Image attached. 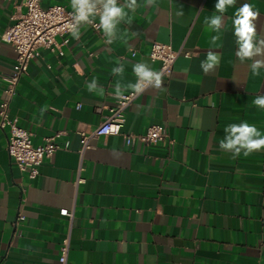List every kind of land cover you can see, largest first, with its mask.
<instances>
[{
    "label": "crops",
    "instance_id": "obj_1",
    "mask_svg": "<svg viewBox=\"0 0 264 264\" xmlns=\"http://www.w3.org/2000/svg\"><path fill=\"white\" fill-rule=\"evenodd\" d=\"M21 1L0 0V30L24 10ZM216 3L137 0L131 23L117 25L111 44L101 28L82 24L78 39L58 35V48H39L16 84L9 114L33 143L55 136L67 147L30 178L9 157L0 128V264H60L64 237L65 264H264V148L233 158L219 147L229 124L246 122L264 135V108L253 103L264 95V68L253 76L252 61L237 58L233 25L248 3L260 14L257 39L264 38V0H236L219 33L206 23L220 15ZM40 4L72 9L71 0ZM215 35L219 46L211 43ZM154 41L179 53L161 89L149 88L125 108L121 133L157 123L165 138L127 146L122 134L99 136L79 153L78 132L92 131L109 113L115 84L135 83L132 65L157 68L148 56ZM209 51L219 63L205 73L200 65ZM14 58L0 42V101ZM120 64L123 75H114ZM93 78L97 88L89 91Z\"/></svg>",
    "mask_w": 264,
    "mask_h": 264
},
{
    "label": "built area",
    "instance_id": "obj_2",
    "mask_svg": "<svg viewBox=\"0 0 264 264\" xmlns=\"http://www.w3.org/2000/svg\"><path fill=\"white\" fill-rule=\"evenodd\" d=\"M20 4L24 10L19 12L12 24L0 30V42L10 45L15 53L14 63L4 76L5 97L0 101V128L6 130V150L9 157L20 170L25 171L30 178H34L43 160L50 158L58 148L67 147V143H58L55 136L46 137L38 144L33 143L31 132L19 125L16 116L9 114V102L15 93L19 78L26 72L29 62L39 54V48H58L56 36L70 34L67 26L71 23L73 9H68L61 4L42 6L40 0H22ZM99 23L98 19L89 25L94 30H98ZM66 41L65 37L63 42ZM178 53L179 51L174 50L168 43L154 41L150 45L148 56L152 61L158 62L157 68L152 70L162 73V86L172 72ZM184 55H189V52H184ZM136 79L135 76V82ZM124 97L125 99L115 97V103L109 107V113L92 131L78 132L79 153L91 147L90 140L99 136L122 134L123 142L127 146L135 143L154 144L165 138L164 127L157 123L148 125L142 133H121L124 110L136 96H133L129 90L124 92ZM172 144L173 141L169 140V145ZM59 213L71 215L67 209H60ZM19 218L22 216L20 215ZM68 247V237H64L59 247L60 264L66 262Z\"/></svg>",
    "mask_w": 264,
    "mask_h": 264
},
{
    "label": "clouds",
    "instance_id": "obj_3",
    "mask_svg": "<svg viewBox=\"0 0 264 264\" xmlns=\"http://www.w3.org/2000/svg\"><path fill=\"white\" fill-rule=\"evenodd\" d=\"M155 3L156 0H146V5ZM235 3L236 0H217L215 11L220 15L206 18V23L213 31L219 33L222 27L223 13ZM71 7L73 9L71 23L67 27L74 38H79V29L82 24H93L96 17L99 16V27L107 38L106 42L111 44L117 38V25L122 21L131 23L129 11L135 12L137 0H124L122 4L118 3V0H71ZM178 14H182V12ZM259 15L258 11L253 10L252 5L244 3L238 8L233 21L234 36L238 45L236 56L241 62L245 60L252 61L250 70L253 76H258L260 69L264 68V59H257V57H264V38L257 39L256 24L254 23ZM219 40L220 36L215 35L212 37L211 43L217 45ZM218 63L217 55L209 51L200 67L205 73H208L214 70ZM124 71L123 64L112 69L114 75L122 76ZM132 71L137 78L135 83L122 86L118 81L115 84V97L117 99H125L124 92L129 90H131L133 96H139L149 88L161 89L162 73L153 71L147 63L133 64ZM87 87L89 91L95 90L97 88L96 79L93 78ZM100 91L102 92L103 89H100ZM253 103L259 108H264V95L257 96ZM224 132L225 136L220 140L219 147L226 152H230L233 158L238 157L242 151L244 156H248L252 152L264 148V135L255 125L246 122L233 123L227 125Z\"/></svg>",
    "mask_w": 264,
    "mask_h": 264
}]
</instances>
